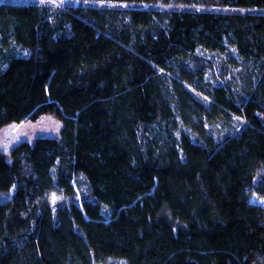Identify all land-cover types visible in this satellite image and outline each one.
<instances>
[{"label": "trees", "instance_id": "1", "mask_svg": "<svg viewBox=\"0 0 264 264\" xmlns=\"http://www.w3.org/2000/svg\"><path fill=\"white\" fill-rule=\"evenodd\" d=\"M63 1L0 0V128L82 95L0 151V264H264V0Z\"/></svg>", "mask_w": 264, "mask_h": 264}, {"label": "rangeland", "instance_id": "2", "mask_svg": "<svg viewBox=\"0 0 264 264\" xmlns=\"http://www.w3.org/2000/svg\"><path fill=\"white\" fill-rule=\"evenodd\" d=\"M15 1L19 2L26 0ZM38 1L44 2L45 0ZM74 2L79 3L80 1L76 0ZM60 3L61 5H63V3H69V0H64ZM96 3L100 4L99 2ZM122 5L124 6L126 4ZM218 8L219 7H214L216 10ZM81 96V92H78L73 96H67L66 98L61 99L56 103V105H47L45 108L46 113L38 120L33 121L26 119L22 123L13 122L12 124H8L0 128V151H6V153H8L14 145H16V143L24 141L25 139L32 142L37 136H58L61 132L60 129L63 125V121L58 116L57 110H60L65 115H74L77 110L76 108H78L79 103L82 101ZM37 198L41 205H55L62 200L63 194L61 191H46L40 189L38 191Z\"/></svg>", "mask_w": 264, "mask_h": 264}]
</instances>
